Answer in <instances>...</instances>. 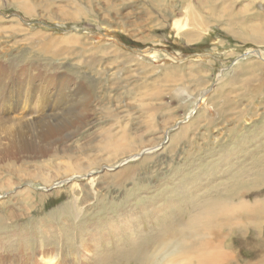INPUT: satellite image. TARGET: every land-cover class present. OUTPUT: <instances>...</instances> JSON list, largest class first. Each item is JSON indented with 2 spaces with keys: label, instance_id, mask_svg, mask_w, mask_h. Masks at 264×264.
Segmentation results:
<instances>
[{
  "label": "rangeland",
  "instance_id": "rangeland-1",
  "mask_svg": "<svg viewBox=\"0 0 264 264\" xmlns=\"http://www.w3.org/2000/svg\"><path fill=\"white\" fill-rule=\"evenodd\" d=\"M20 1L29 4L19 9L18 0H0L3 101L9 92L13 98L12 89L21 83L48 86L46 95L58 93L63 82L79 89V102L88 101L72 107L56 98L55 111L46 101L47 115L23 130L0 122V250L5 256L40 264L33 253L48 250L56 262L73 258L98 264L97 255L108 247L128 245V233L122 234L126 218H132L129 227L135 232L163 218L171 224L170 201L177 199L181 216L197 194L214 192L215 181L214 186L226 184L258 161L257 171L264 169V0ZM189 9L203 31L201 40L191 43L171 30ZM179 66L180 78L164 70ZM191 69L202 71L190 76ZM189 124L187 136L176 137L169 148L170 136ZM18 142L52 148L25 159L15 153ZM149 145L159 150L142 164L141 152L130 161L132 170L120 173L133 152ZM175 187L179 195L172 193ZM168 189L167 196L161 194ZM257 192L264 202V187ZM157 196L164 200L156 201L158 209L150 203ZM144 204L154 210L152 216L140 215ZM261 222L228 240L232 246L224 250L233 256L230 264L258 262L252 248L264 240ZM113 224L122 235L111 245L105 230ZM91 235L101 238L100 247Z\"/></svg>",
  "mask_w": 264,
  "mask_h": 264
},
{
  "label": "bare ground",
  "instance_id": "bare-ground-1",
  "mask_svg": "<svg viewBox=\"0 0 264 264\" xmlns=\"http://www.w3.org/2000/svg\"><path fill=\"white\" fill-rule=\"evenodd\" d=\"M25 4H29V3L27 1L22 2L20 0H18L17 2V6L19 9H22V7H24ZM191 9H193L192 6H191ZM24 11L27 14H29V12L26 9ZM187 25L192 28L191 31L186 32L184 30L185 28H187ZM200 25L201 23L197 19V16L192 15L191 10L189 9L188 11L186 10V16L184 18H179L173 21L171 25V30L172 32H175L178 36L180 35V36H183L184 38L187 37L188 42L191 43V41L195 42L197 40H201V38L203 37L201 36V32L203 31L198 29V26ZM106 29L108 28L106 27ZM194 38H196V40H194ZM117 51L118 49L116 50V52ZM118 52L124 55V52H120V51ZM258 55L260 56V53H258ZM128 59H131V57ZM187 64L192 65L191 63H187ZM138 67L142 69H147V66H142L140 64H138ZM164 70L170 71L172 74L173 73L179 74L178 76L180 78L181 74L178 72L183 71V66L173 67V68H164ZM201 71L200 70L195 71L191 69L189 75L193 76L191 74H195V72L200 74ZM3 82L5 81H0V92H1L0 93V110H2V112H0V122L2 123V125L11 123L18 130H23V129L30 128V127L37 125L39 122V119L41 120L47 115L46 110L45 111L43 110L44 108L43 104L45 105L46 101L47 103L49 102V104L50 103L52 104L51 111H55V107L58 105V103L54 101L56 98H61L66 104L72 107H78L80 105H84L88 101V99H85L83 102H79V100L82 99L83 94L80 93L78 88L71 90V87L68 86V82H63L61 90L58 93H56L57 91H55L54 93L51 92L52 95L51 94L44 95L48 86L47 87L42 86L40 88H36L37 86L35 84L21 83L19 87L17 88V90L12 89L15 93V96L11 98L13 94L9 92L8 94H5L6 97L3 101L2 93L3 92L6 93L4 90V86L2 85ZM220 87H222V85H220ZM218 89L219 88H217V90ZM24 93L26 96H24ZM40 94L42 96H40ZM44 96L47 100H43L45 99ZM53 101L56 102V104L53 105ZM3 103H5L4 106H3ZM36 110H37V113L35 112ZM48 110L49 109H47V111ZM38 112H42V115L40 116V118L36 117L38 115ZM196 123L197 121L194 124ZM170 126H173V125H170ZM190 126L191 124L185 125L183 127H179V131L175 133L174 135L170 136V138L168 139L166 143L168 144V146L170 145L169 148H172V149L174 148L173 143L176 137L180 139L181 137L184 138L185 136H187V130ZM184 130H186V132ZM18 143L20 144V146L15 148V153L19 156L24 157L25 159L33 158L30 155H35V157L44 156L48 154L52 148L51 145H47L37 150V148L33 147L29 142H18ZM158 148L159 147L149 145L147 147H144L143 150H141L138 154H135L134 156H133L134 154L133 152L131 157H129L127 160L125 159L127 164L125 163L123 167H127V168H124L123 170H121L120 173L131 171L132 169H130V166H129L130 161L137 160V157H140L143 153L145 154L143 158L140 160L141 161L140 164L146 162L148 160L146 159L148 155L155 153V151H158L159 150ZM141 152L143 153L141 154ZM246 161H249V160H246ZM258 162H254L253 164L250 162L251 166L249 167L246 166L244 169H242L241 171L231 176V178L228 180L226 184L224 182H221L219 186H214V184L216 183L215 181L212 184L213 186L212 189L214 190V192L208 191L205 194L203 193L197 194L198 196L197 202L194 203L191 207L186 208V212L183 213L181 216H179L180 210H178L175 207L176 206L175 200L177 199H175L174 201L169 200L171 202V205L169 206H174L172 207V209L171 207L167 206L168 210L171 209V212L170 213L168 212L169 214H166L167 216H170L169 217L170 219L173 220V223L171 224L163 223V221L164 222L169 221L168 219L163 218V221L162 219L159 220L154 226H151V228L144 230L140 227L138 229V232H135V230H131L132 227L131 228L129 227V225L132 223L130 222L132 221L131 220L132 218L130 217L126 218L125 226L123 227L125 228V231L122 234L126 235V233H128V235L126 236V237H129L128 245L126 247L118 246V247H115L114 249H112L111 247H110L111 249H109L108 247V250L106 249L107 252L103 254L102 256H100V258L97 255L98 264H129L130 260H136L143 264H159L160 256L158 255V253L161 252V249H166L167 251L175 250V257L177 260V264H193L190 259H196L195 261L198 260L196 264H230L231 258L233 256H231L230 254L226 252V250H224V248H226V244L229 247L232 246V245H228L229 243L228 240H230V238L235 233H237L238 235H242L243 229L245 228L248 229L249 226H255L257 228L259 225H262L261 221L264 220V202L260 200L261 196H258L259 194H257L258 193L257 191H260L264 187V169L261 172L257 171L256 164ZM253 171H256L258 173L256 177H253V175H251ZM249 177L250 178L253 177V181L251 183L242 182V183L237 184L242 178L249 179ZM182 184H188V183H182ZM173 190L174 191L172 193H177V195H179V188L176 189L175 187L173 188ZM169 191L171 190L168 189V191H163L161 194L166 193L164 194V196H167L169 194L168 193ZM187 198H188V195H187ZM156 201L164 202L163 199L159 200L157 196L156 198H154V200L150 202L153 207H156V204H155ZM179 205L181 206V203H179ZM139 208H142L140 215L141 216L144 215L145 218L150 217L154 214V210H152L151 206H147L144 204V205H141ZM156 208L158 209V207ZM158 211L160 213L162 212V214L165 216V213L162 210H157V212ZM123 215L126 216L127 214L124 212ZM156 216H158V214ZM184 218H188V220L185 221ZM239 225L242 226V229L241 231H236L235 227ZM166 226H169V227L167 228ZM105 231H106L105 236H107L106 239H108L107 242L111 245H112V242L114 241V238H117L118 236L120 237L122 235V234L120 235L117 234V233H121V231H120V228H118L116 224H113L111 226L109 225V229ZM259 232H258V235H259ZM93 237L94 236L91 235L92 239ZM257 237L262 238V233ZM110 238H113V239H110ZM93 240L97 241V238L95 239L94 237ZM98 240L99 242L97 241V243L99 246V244L101 243V238L100 239L98 238ZM91 241H89L88 243H91ZM86 244L84 246H86ZM197 244H199L200 247H198ZM201 249H203V251ZM252 249L254 251L256 250L258 251L257 254H255L256 256H260L258 262L255 264H264V240L263 238L261 240L258 239L257 249L256 248H252ZM7 250L9 249L7 248ZM197 250H199L200 254L203 253L202 256L213 255V257L202 258V256L197 255L198 254ZM33 254L35 256L38 255L40 264H83V263L76 262L75 259L73 258H68V259L62 258L59 262H56V256L48 252V250H42L39 253H33ZM73 256H75V254ZM89 261L85 259V264H90ZM185 261H188L189 263ZM31 262L29 263L27 261L18 260L15 257L12 258V257L5 256L3 252H1L0 250V264H28V263L31 264ZM35 262H37V260ZM249 264H253V262Z\"/></svg>",
  "mask_w": 264,
  "mask_h": 264
},
{
  "label": "clouds",
  "instance_id": "clouds-1",
  "mask_svg": "<svg viewBox=\"0 0 264 264\" xmlns=\"http://www.w3.org/2000/svg\"><path fill=\"white\" fill-rule=\"evenodd\" d=\"M158 255L160 256L159 264H177L175 250L167 251L166 249H161Z\"/></svg>",
  "mask_w": 264,
  "mask_h": 264
}]
</instances>
